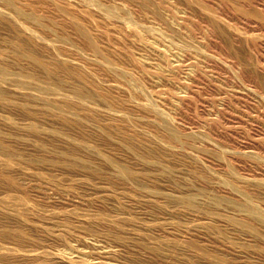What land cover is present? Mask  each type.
Listing matches in <instances>:
<instances>
[{
    "label": "bare ground",
    "instance_id": "obj_1",
    "mask_svg": "<svg viewBox=\"0 0 264 264\" xmlns=\"http://www.w3.org/2000/svg\"><path fill=\"white\" fill-rule=\"evenodd\" d=\"M243 1L231 3L248 4L247 0ZM163 2L166 4L164 7ZM196 2L0 0V264H116L109 259L123 252L129 253L130 259L135 255V248L128 244L129 239L133 238L131 233H138L135 236L139 238L137 251L147 261L159 256L173 260L181 252L178 253L172 243L165 244V236L164 240L159 238L163 240L160 242L146 230L141 231L136 227L135 221L140 217L138 210L140 212L145 208L149 214L165 212L174 216L185 213L193 218L208 219L194 227L179 228L181 232L177 231V227L179 235H175L183 237V240L186 238L184 244L192 240L199 242L198 245L207 244L206 248L222 247L227 252L232 250L240 255L230 233L241 232L250 238H258L259 264H264V167L256 169V166L253 173H246L245 164L236 161L238 158L234 160L228 156L233 153L253 155L254 150H239L238 144H232L237 148L234 152L229 150L230 146L223 149L220 147L222 143L218 144L221 141L219 136L215 138L212 133L213 136L209 135L208 128L204 129L203 120L198 118L202 121L203 129L187 128L180 122L181 119L178 120V111L188 100V89L194 87L189 83L201 81L196 76V69L199 70L196 62L206 55L209 48L208 43L207 48L201 44L207 41L200 39V42L198 39V42H194L190 40L193 38L189 39L188 33L192 32L187 31L190 22L188 15H192L193 20L199 18L197 11V17L193 16L195 11L192 9L195 8L215 22L224 24H219V27L225 29L226 24L225 20L219 19L220 16L211 14L212 9L205 10L207 4L211 3L203 2V5H207L203 8L201 2H198L200 6ZM222 8L227 13L226 8ZM242 8V12H247L245 7ZM222 10L219 11L222 13ZM231 19L228 18L229 21ZM209 20L211 28L212 22ZM202 24L204 27L208 23ZM232 24L234 28L235 24ZM202 28L194 29L201 31ZM217 29L220 30L218 26ZM227 29L225 32L228 34ZM215 30L211 28L212 38L219 32ZM237 31H234L237 36L244 33ZM254 35L250 38H254ZM67 37L73 40L68 45L74 42L71 48L76 44L78 48L72 50L65 45L69 43ZM214 40L209 44H214ZM239 41L237 39L238 46ZM245 43L242 42L246 46ZM248 44H251L250 41ZM215 48L210 46V49ZM238 50L241 52L240 47ZM238 50L235 52L237 56H233L236 60L243 52L238 56ZM224 51L228 52L224 49L222 53ZM216 57L221 59L220 54ZM245 58V64L242 62L244 65L249 60L247 58L245 61ZM204 59L200 62L203 63ZM182 67H186V70H182L184 74L181 73ZM247 73L250 74L249 71ZM177 74L179 77L183 74L186 80L181 83L182 79L179 86L173 80ZM247 78L244 77L246 82ZM174 79L180 81L178 76ZM252 82L249 83L253 85ZM247 87L250 89L249 86L244 89ZM158 88L168 89V92H159ZM195 122L191 123L197 124L199 121ZM207 123L205 121L210 127ZM212 123L215 129L213 120ZM261 154L254 156L260 157ZM260 158L263 165L264 156ZM40 165L73 169L80 175L76 180L78 185L86 187V183L90 184L100 194L88 201L79 191L65 193L54 190L34 171ZM86 174L90 176L87 180ZM43 202L53 209L40 207L39 204ZM40 205L44 207V204ZM76 208H80V211ZM206 222H210V225L214 223L220 230L215 229L214 233H210ZM165 228L158 225V233L167 234L170 239L167 241H173L169 235L174 232L168 234V228ZM43 238L54 239L53 244L50 242L53 246L43 245L44 241L41 244ZM195 244L193 246L199 247ZM252 244L247 243L246 246ZM189 251L187 257L191 255ZM194 251L197 257L199 250ZM200 253L198 260L201 262ZM218 255L221 257L218 253L216 259ZM222 257L224 260L225 256ZM213 258L203 260L207 264H223L220 263L221 258L220 262ZM179 260L182 262V259Z\"/></svg>",
    "mask_w": 264,
    "mask_h": 264
},
{
    "label": "rangeland",
    "instance_id": "obj_2",
    "mask_svg": "<svg viewBox=\"0 0 264 264\" xmlns=\"http://www.w3.org/2000/svg\"><path fill=\"white\" fill-rule=\"evenodd\" d=\"M207 0H203V1H201V0H198L197 2H196V0H195V2L196 3H198V2H201L200 4H201V7H203V8H205V6H207L208 5V7H207V9L205 8V10L207 11V10H211V11H208V12H211V14L212 13H214V14H217L216 16L217 17H221L222 16V13L224 14V16L223 17H219V19H222L226 24H225V29H223V28H221V26H223V25H221L220 23H217V22H215L214 21V19H212L211 17H209V16H207L206 14H202V12L201 11H199V10H196L195 8H193L192 10H193V12L195 11V13H193V12H191V13H193V16L194 17H197V14L199 15V18L197 17V18H194V20H193V18H192V15H188V17H189V21L191 22V23H193L192 25H191V23L189 22L188 24H189V27H188V29H187V31L188 32H192L191 34H189L188 33V37H189V39L190 38H193V39H190V40H192V41H194V42H198L200 39L202 40V41H207V42H201V40H200V42H201V44H203V46L205 47L206 46V44H207V46L209 47V48H207V46H206V48H207V50H206V48H204L206 51H208V52H206V55L204 56L205 57V59H204V57H202L204 60H203V63L202 62H200V61H202V58L200 59V61L198 60L197 62H196V67L199 69V70H197L196 69V67H195V69H196V71L199 73H196V76H197V79H198V81H199V79L201 80V81H203V82H201V81H199V82H197V80L195 81V83H196V85H195V83L192 81L191 83H189L190 85L189 86H194L193 87V89H194V92L192 91L193 89L190 87V89H188V90H190V91H188L187 92V99L188 100H185L186 102L183 104V106H182V109L180 108L179 110L180 111H178V120L180 121V119H181V123L182 124H185V126L187 127H191V128H194V129H197V128H199V129H203V127H201V122L202 121H200V120H203L204 122H203V126L205 127L204 129H206V128H208L209 130H208V132L210 133L209 135H211V136H213L214 135V137L216 138V137H218L219 136V139L221 140V141H219L218 142V144L219 143H222V144H225V145H220V147L222 146V148L224 147H228V149H229V146L231 147L229 150L230 151H235V150H237V148L239 149V150H244V149H252V150H254V152L255 153H253V155H247L246 156V154H242V153H239V154H234L233 152H231V153H233L232 154V156H230L229 154H228V156L229 157H232V158H234V160H236L237 158V160L236 161H238V162H240L241 164H245L244 166L246 167L245 168V170H246V173H253V170L256 168V166H257V168L256 169H258V167L260 168V167H264V164L262 165V158H260V157H263L264 155H263V152H264V91H262V87H263V90H264V81H262V80H264V78L262 79L261 77H264V72H263V70H264V68L262 69V66L264 67V0H247V2H248V4L247 3H245V5L244 6H242V5H240V3H242V2H239L238 4L240 5V7L238 6V7H236L235 8V6H237L236 4H232L231 3V1H235V0H230V1H228V0H217V3H216V0L213 2L212 0H208L207 2H206ZM241 1H243V0H241ZM245 2H246V0H244ZM243 1V2H244ZM205 3V4H207V3H211V4H207V5H203L202 3ZM218 2H220L219 4H218ZM164 3V2H163ZM163 3H161V5L163 4ZM215 3V4H214ZM233 3H237V2H233ZM200 4L198 3V4H196L197 6L199 5L200 6ZM243 4V3H242ZM247 4V5H246ZM63 5V4H62ZM210 5L212 6L210 9H208L209 7H210ZM214 5H220V6H214ZM221 5H222V7H224V8H226L225 9V11H227V13H224V9L221 7ZM163 7L164 6H166V4L164 3L163 5H162ZM257 6V7H256ZM220 7H221V9H220ZM242 7H245L244 9L247 11V12H242L243 11V8ZM247 7V8H246ZM214 8V9H213ZM216 8H218V11L216 10ZM239 8H241L240 10H241V12L239 11ZM253 8V9H252ZM257 8H258V10H257ZM223 9V10H222ZM219 10H222V13L219 11ZM244 10V11H245ZM248 10L250 11V13H248ZM256 11V13L257 14H259V15H255L256 13L255 12H252V11ZM198 13H197V12ZM215 11H217V12H220V13H215ZM201 12V13H200ZM197 13V14H196ZM236 13V14H235ZM254 13V14H253ZM196 16H195V15ZM200 14H202V16L200 15ZM219 14H221V15H219ZM238 14V15H237ZM226 15V16H225ZM227 15H229V16H227ZM205 16H207V17H205ZM191 17V18H190ZM209 17V18H208ZM225 17V18H224ZM226 17H228L229 18V20L231 19V17H233L232 19H231V21H229L228 20V18L226 19ZM200 18H202V19H200ZM209 20L210 18L212 19L210 22H212V30L214 31V29H216L215 31L217 32V31H219V32H221L220 34H219V32H218V34L217 33H215V34H217V35H215V38H212V37H214V35H212L213 33L211 32V28H210V24H209V22H208V20ZM224 18V19H223ZM193 21H195V23L194 22H192V20ZM204 19H206V21L204 20ZM201 20H204L203 22H205L204 24H206V22L208 23L207 25H205V26H207V28L204 26H201V24L203 23ZM196 21H199V22H196ZM201 21V22H200ZM213 22H214V26H213ZM227 22H230V23H227ZM197 23H201L200 25H198ZM231 23H233L232 25H234L235 27L234 28H232V26H231ZM194 24H196V25H198V26H196V25H194ZM204 24H202V25H204ZM219 24L221 25L220 27H219ZM230 24V25H229ZM192 27H194L195 29H196V27H197V29L198 30H200L202 27V29L203 30H201V31H198V30H195L194 28H192ZM208 25H209V27H208ZM215 25H216V28H215ZM196 26V27H195ZM217 26H218V28L220 29V30H223V31H220V30H218L217 29ZM230 28L232 31H230V29H227V28ZM191 28V29H190ZM206 28V30L204 31V29ZM208 28H210V29H208ZM238 29V31L240 32V34H242L243 32L245 33H243V35H247V34H249V37H248V35L247 36H243V38H242V36H240V35H236L235 33H234V31L235 30H237ZM242 29L241 31H240V29ZM192 29H193V31H192ZM207 29H208V31H207ZM226 29L227 30H229V31H227L228 32V34L225 32L226 31ZM237 31V32H238ZM243 31V32H242ZM196 32V33H195ZM197 32L198 33H200V34H197ZM201 32L203 33L204 32V34H201ZM209 32V33H208ZM222 32H223V34L224 35H227V37L226 36H224L223 34H222ZM246 32H248V33H246ZM236 36V37H234V35ZM192 34L194 35V37L192 36ZM206 34H208V36L206 35ZM211 34V35H210ZM222 34V35H221ZM231 35V37H230V35ZM251 34V35H250ZM253 34H256V35H254V38H252L253 40L255 39V41H253L250 37H253L252 35ZM201 37H199V36ZM201 35H203V36H201ZM221 35V36H220ZM228 35H229V38H228ZM191 36V37H190ZM195 36H196V39H195ZM217 36H219V38L217 37ZM198 37V38H197ZM217 37V38H216ZM221 37V38H220ZM233 37L235 38V41H233V44L231 43V41L232 40H234L233 39ZM69 37H67V39H68ZM203 38V39H202ZM207 38L209 39V40H207ZM210 38L213 40V39H220V41H218V43H217V41L215 42V40L213 41V43L214 44H209L211 41H210ZM226 38H228V39H226ZM238 39V41H239V45L240 46H238V42H237V39ZM199 39V40H198ZM205 39V40H204ZM232 39V40H231ZM242 39L243 40H245L246 41V46L244 45V44H242V42L244 43L245 41H242ZM249 39V40H248ZM196 40V41H195ZM229 40V43L227 42ZM250 41V43L251 44H248V41ZM69 43H66L65 45H67L68 47H70V49H76V48H78V47H76L77 46V44H76V46L74 45V47L73 48H71V46H73V44H75L74 42H72L73 44L72 45H68V44H71L70 43V41H73V40H71V38L70 39H68L67 40ZM254 43H253V42ZM236 43V45H235V43ZM212 43V42H211ZM222 43V44H221ZM218 44V45H217ZM231 44H232V46H231ZM253 44H255V46L253 45ZM212 45L213 46H215V47H212ZM217 45V46H216ZM245 46V48H243L242 46ZM250 45V46H249ZM203 46H202V48H203ZM210 46H211V48H215L214 50L213 49H210ZM235 46V49L237 48V50L239 49V47H240V50H241V52H242V55L240 54L241 52L238 50V53H239V55L238 56H240V58H239V60L237 59H234V58H236V57H234L233 58V56H237V50H235L233 47ZM237 46V47H236ZM221 47H224V48H221ZM232 47V48H231ZM241 47H242V49H241ZM246 47H247V52H246ZM250 47V48H249ZM219 48H220V50H219ZM254 48V49H253ZM74 49V50H75ZM209 49V50H208ZM228 50V52L229 53H231L230 55H228L229 53L227 52V51H224L225 53H228V54H225V53H222L223 52V50ZM252 49V50H251ZM71 50V51H72ZM210 50L212 51L211 53H210ZM217 50V51H216ZM250 50V51H249ZM69 51V50H68ZM220 53H219V52ZM213 52H217L216 54H214ZM236 52V53H235ZM246 52V53H245ZM248 52H250V53H248ZM210 53V54H209ZM244 53V54H243ZM211 54H213V55H211ZM220 54V56H221V59H220V57H216V56H218ZM221 54H223V55H221ZM225 54V55H224ZM235 54V55H234ZM212 56V57H209L208 58V56ZM225 56V57H224ZM228 56H230V57H228ZM232 56V57H231ZM227 57V58H226ZM244 57H246L245 58V61H246V59L247 58H249V60H247L246 62H247V64H249V66H253V65H260L259 67L258 66H253L252 67V70H251V67H249V66H247V64L246 65H244L245 64V62H243V60H244ZM225 58V59H224ZM228 58H230V59H232V61L230 60V59H228ZM250 58H252V59H250ZM242 59V60H241ZM255 59V60H254ZM216 60V61H215ZM219 60V61H218ZM221 60V61H220ZM225 60V63L223 62ZM229 60L232 62V64H231V62H229ZM250 60H254L255 61V63L253 64V62L251 63L250 62ZM228 63H227V62ZM236 61H240V63L241 64H238L239 62H237L236 63ZM249 61V62H248ZM189 62V61H188ZM217 62V63H216ZM235 63V65H234V63ZM244 64H243V63ZM257 62H258V64H257ZM190 63V62H189ZM198 63H199V65H198ZM230 63V64H229ZM201 64V65H200ZM236 64H238V66L236 65ZM251 64H253V65H251ZM230 67H229V66ZM234 65V66H233ZM243 65V66H247V68H242L241 66ZM235 67V69L233 68V67ZM236 66L238 67V68H236ZM241 68H240V67ZM256 67H258L259 69H261V70H259V69H257ZM186 70V67H182V69H181V73L184 71V69ZM232 70H231V69ZM239 68H240V70H239ZM248 68H249V70H248ZM246 71V72H244V70ZM183 70V71H182ZM233 70H235V71H237V72H235V71H233ZM242 70V71H241ZM256 70L259 72H257V73H255L256 72ZM239 71V72H238ZM250 72V74L249 73H247V72ZM252 71V72H251ZM261 71V72H260ZM180 72V71H179ZM242 72H244L245 74L243 75V73ZM256 74H254V73ZM236 73V74H235ZM247 73V74H246ZM254 75H253V74ZM263 74V76H261L262 74ZM178 74H180V73H178ZM177 74V76H178V78H180V81H178V80H176V79H174V78H177V76L176 77H174L173 78V80L175 81V84L177 83V85L176 86H179L180 84V82H181V80H182V82L181 83H185V81L186 80H184V72H183V74H181V77H179L180 75H178ZM241 74H242V76H241ZM249 74V78H247L248 76H246V75H248ZM260 76H258V75ZM261 74V75H260ZM200 75V76H199ZM250 75H251V77H250ZM240 76H241V80L242 79H244V77H246L247 78V82H246V79H244V80H240ZM254 76V77H253ZM258 76V78L256 79V77ZM183 77V78H182ZM251 78V79H250ZM255 78V79H254ZM253 79H254V81H253ZM259 79L261 80L260 82H259ZM256 80V81H255ZM257 80H258V82H257ZM177 81V82H176ZM253 81V82H252ZM204 82H205V84H204ZM245 82V83H244ZM249 82H252L253 83V85H251ZM255 82V83H254ZM262 82V83H261ZM194 83V84H193ZM242 83H244V84H242ZM246 83H248L247 85H246ZM258 83H261L262 85H257ZM179 84V85H178ZM192 84V85H191ZM255 85V86H254ZM256 85H257V87H256ZM188 86V87H189ZM245 86H249L250 87V89L247 87V88H245L244 89V87ZM252 86V87H251ZM254 86V87H253ZM260 86H262V87H260ZM255 87H256V89H255ZM166 88H168V87H166ZM253 88V90H251ZM258 88H260V89H258ZM178 90H179V88H177ZM248 89L249 90H251V91H248ZM163 91V90H167V92H168V89H160V88H158V91ZM196 90V91H195ZM243 90V91H242ZM159 91V92H160ZM192 91V92H191ZM253 91H257L256 93L255 92H253ZM260 91V92H259ZM259 92V93H258ZM194 93V94H193ZM258 93V94H257ZM262 93V94H261ZM186 94V93H185ZM192 95V97H190L191 95ZM261 95H263L262 97H261ZM190 98H192V99H190ZM191 100V101H190ZM193 100V101H192ZM191 102V103H190ZM188 103V104H187ZM194 103L196 104V105H194ZM191 104H193V108H195V109H191L192 107H191ZM188 105H190L189 107L190 108H187V106ZM184 107H186V108H184ZM184 110H188V111H184ZM191 110L193 111V112H191ZM182 111V112H181ZM180 112H181V114H182V116H181V114H180ZM184 112H186L187 114H185ZM183 114H185V115H183ZM184 116V117H183ZM185 116H187L188 117V119H187V117H185ZM184 118V119H183ZM200 120H199V119ZM185 119H187V120H185ZM195 119H197V120H195ZM206 119V120H205ZM183 120H184V122H183ZM209 120V122L207 123V121ZM212 120L214 121V124H215V129H214V125H213V123H212ZM185 121H187L186 123H185ZM194 121H199L198 123L197 122H195V123H197V124H192V123H194ZM205 121H206V123L207 124H210L211 126V129H210V127H209V125H206L205 124ZM189 122L191 123V124H189ZM219 125V126H217V124ZM188 124V125H187ZM190 125V126H189ZM194 125V126H193ZM197 125V127H195ZM200 125V126H199ZM193 126V127H192ZM206 126H208V127H206ZM187 127V128H188ZM213 127V128H212ZM220 127V128H219ZM218 128V129H217ZM222 128V129H221ZM214 129V133L212 132V130ZM221 129V130H220ZM211 130V131H210ZM219 130V132L217 133V131ZM223 130H224V132H223ZM222 131V132H221ZM216 132V133H215ZM226 132H227V134H226ZM213 135H212V134ZM222 133H224V135L222 134ZM230 135H229V134ZM217 136H216V135ZM219 134V135H218ZM222 134V135H221ZM226 135V136H225ZM231 135H232V137H231ZM224 136L227 138V140H226V138H224ZM228 136H230V138L228 137ZM214 137H211L214 141H215V138ZM233 137L235 138V140H233ZM222 138V139H221ZM223 138L225 139V142L223 143ZM218 139V140H219ZM229 139V140H228ZM232 139V140H231ZM216 141H217V139H216ZM215 141V142H216ZM237 141V142H236ZM228 142H230V143H228ZM233 142H235V143H233ZM226 144H227V146H226ZM230 144V145H229ZM232 144H238L237 145V148H236V146H234V145H232ZM250 145V147H253V148H250V147H248ZM233 146V147H232ZM244 146V147H243ZM235 147V149H233ZM240 147V148H239ZM242 147V148H241ZM223 148V149H224ZM244 148V149H243ZM225 149H227V148H225ZM231 149H233V150H231ZM238 150V151H239ZM257 150V151H256ZM238 151H236V153H238ZM218 152V151H217ZM239 152H241V151H239ZM257 152H258V154H257ZM261 152H262V154H261ZM254 154L257 156V155H260L261 154V156L259 157H256V156H254ZM263 155V156H262ZM256 157V158H255ZM258 158H260V159H258ZM240 160V161H239ZM243 161V162H242ZM246 162L248 163V164H246ZM262 162V163H261ZM260 163V164H259ZM248 166V167H247ZM34 171H36V173L38 174V175H40L45 181H47L48 182V185H50L51 187H52V189H54V190H57V191H61V192H65V193H72V192H76V191H79L80 192V194L81 195H84V196H86V199L88 200V201H91L92 199H94L95 197H97L100 193L96 190V188H93L90 184H87L86 183V187H83L82 185H78L77 183H76V180L80 177V175H78L77 173H76V171H74L73 169H70V168H66V167H58V168H51V167H49V166H47V165H40V166H38V167H36V168H34ZM90 178V176H89V174H86V180L87 179H89ZM40 204H44V207L42 206V205H40ZM39 204V206L40 207H42L43 209L45 208L46 210H49L50 208L51 209H53L51 206H49V205H47V204H45L44 202L43 203H40ZM50 209V210H51ZM80 208H76V210H78V211H80L79 210ZM146 209V208H145ZM145 209H143V210H141L140 212H139V210H138V217L140 216L141 217V219H140V217L138 218V221H135V225H136V227H138V230L140 229L141 231H145L146 230V232H148V233H150L151 235H152V238H156V240H160V242H163V240H164V236H165V238H167V239H165V244H166V242L168 243H172V245H173V247L177 250V252L178 253H182V256H180L181 255V253L180 254H178L179 256H176V258H173V260L172 259H170V258H168L167 256H159V258H151V259H149V261H147L137 250V246H136V242L138 241V239L139 238H137V237H135V236H138L136 233H131L132 235H131V237H133V238H131V239H129V241H128V244H129V246L130 247H133V248H135V250H134V252H135V255L133 256V258H131L130 259V254L129 253H126V252H123L121 255H119V256H113V257H111L110 259H109V261H111V262H113V263H116V264H142V262H145L146 264H195L194 262H195V260H197L196 261V264H197V262H198V264L200 263V264H207V263H205L206 261V259L209 257V258H213V256L215 257V258H213V259H216V256H217V254L219 253L220 255H221V257H222V255H224L225 257V259L223 260L219 255H218V259H216V261H219L220 259L219 258H221V262L220 263H223V264H226L227 262H229V261H231L230 263H227V264H232V263H234V264H252L253 262V264H259V260H260V258H259V251L258 250H260V246H259V242H258V238H250V237H248V236H246L247 234L246 233H239V232H235V233H230L233 237H232V240L234 239V241H233V245L234 246H236V248H237V250H238V253L240 254V255H238L237 253H235V251H234V253L236 254H234L233 252H231V251H229L228 250V252H227V249L225 250V249H223L222 247L221 248H212L211 246L209 247H207L206 248V246H207V244H205L204 245V243H200V245L201 246H204V247H202V248H200V245H198V243L199 242H195V241H193V242H191L192 240H188L187 242H185V244L187 243V246H185V244H184V241L185 240H187L186 238H185V240H183V237L181 238L180 236H176L177 234L179 235V233H177V231L179 232V230L181 229L182 230V228H185V227H194V226H196V224H200V223H204L206 220L207 221H209L208 219H206V218H204L205 219V221H204V219H202V218H200V217H192V216H190V215H188V214H185V213H181V214H177V215H174V216H172V214H169V213H165V212H163L162 214H149L148 212H147V209L145 210ZM147 212V213H146ZM95 215H98V214H96L95 213ZM207 223V226L209 227V230L206 228V227H204V229H207L210 233L212 232V233H214L215 232V229H218V230H220L216 225H214V223H212L214 226V228L212 227V224L210 225V222H209V224H208V222H206ZM205 223V224H206ZM158 225H163L164 227H167V228H165V229H167V233L168 234H171V233H173V237L171 236V235H169L172 239H173V241H167V240H170L169 239V237L167 236V234L166 235H162L161 234V232H159L158 233ZM210 225V226H209ZM216 226V227H215ZM177 227H178V229H177ZM172 228H173V230H172ZM175 228V229H174ZM180 228V229H179ZM176 229H177V231H176ZM172 230V231H171ZM176 232H175V231ZM181 230H180V232H181ZM218 230H216V232L218 231ZM154 232V233H153ZM157 232V233H156ZM177 233V234H176ZM237 233V234H236ZM156 234H157V237H156ZM161 234V235H160ZM176 234V235H175ZM244 234H246V235H244ZM175 235V236H174ZM161 236V237H160ZM167 236V237H166ZM178 237V243L176 242V238ZM247 237H248V239H249V242L250 241H252V242H254V241H256L255 243H253V244H255V245H253L252 244V242H250L252 245H248V246H246L247 245V243L248 244H250L248 241H247ZM159 238H163V240L162 239H159ZM175 238V239H174ZM171 239V240H172ZM181 241H180V240ZM251 239V240H250ZM40 240V239H39ZM45 243H44V242ZM54 242V239H49V238H43L42 239V241H40V242H42L41 244H43V245H46V246H49V245H51V243L50 242ZM179 241H180V243L181 244H179ZM183 241V242H182ZM190 241V242H189ZM39 242V243H40ZM53 242H52V244H53ZM196 244H195V243ZM235 242V243H234ZM245 242H247V243H245ZM38 243V244H39ZM192 243V244H191ZM256 243L258 244V250H257V247H256ZM164 244V243H163ZM193 246L194 244L195 245H198L199 247H197V246H193V250L191 249V245ZM203 244V245H202ZM133 245H135V246H133ZM181 245V246H180ZM51 246H53V245H51ZM50 246V247H51ZM176 246H177V248H176ZM178 246H180V247H178ZM251 246L253 247L252 249H251ZM57 247V246H56ZM190 247V248H189ZM194 247H197V248H194ZM254 247H256V248H254ZM186 248H188L189 250H191V251H189L188 249L186 250ZM200 248V249H199ZM210 248H212L213 249V251H212V249H210ZM178 249H181V250H178ZM184 249V250H183ZM194 249H196V250H199L200 252H202V257H200V259H201V262H200V260H198L199 259V257H198V255L200 254L201 255V253L199 252V251H197V257L195 256L196 255V252L194 251ZM204 249H205V251H204ZM217 249H218V251H220V249H221V251L220 252H218L217 251ZM208 250V251H207ZM217 252H216V251ZM225 250V251H224ZM180 251V252H179ZM187 251H189L188 252V254H191V255H188V257L189 258H191V257H193L194 256V258L192 259V260H190L188 257H187ZM207 251V253L205 254V252ZM215 251V253H213ZM194 252V253H193ZM209 252V253H208ZM210 252H212L211 254L212 255H210ZM221 252H223V253H221ZM225 252H227V254L225 253ZM230 252V253H229ZM193 253V254H192ZM225 253V254H224ZM231 253H233V255L231 254ZM183 254H184V256H185V258H183L184 256H183ZM229 254V255H228ZM231 254V255H230ZM199 255V256H200ZM191 256V257H190ZM205 258H204V257ZM180 257V258H179ZM231 259V260H229V259ZM178 259V260H177ZM179 259H182V262L183 261H185L186 262V260H187V262L186 263H182L181 262V260H179ZM195 259V260H194ZM203 259H205V260H203ZM227 259V261L225 262V260ZM250 259H252V263L251 262H249V261H251ZM189 260V261H188ZM229 260V261H228ZM192 261V262H191ZM233 261V262H232ZM202 262H204V263H202ZM236 262V263H235ZM261 264V263H260Z\"/></svg>",
    "mask_w": 264,
    "mask_h": 264
}]
</instances>
